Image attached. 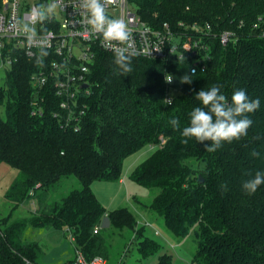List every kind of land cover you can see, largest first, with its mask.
<instances>
[{"label":"trees","instance_id":"obj_1","mask_svg":"<svg viewBox=\"0 0 264 264\" xmlns=\"http://www.w3.org/2000/svg\"><path fill=\"white\" fill-rule=\"evenodd\" d=\"M130 3L153 28L210 24L211 38L202 42L210 47L206 68L192 74L191 54L165 61L131 57V71L120 74L114 55L98 52L87 77L85 114L67 127L54 115L60 100L53 94L45 113L33 115L30 76L39 64L21 58L6 75L7 88L0 87V109L6 116L0 115V165L19 172L5 199L14 208L28 201L37 208L29 220L10 223L7 217L0 222V264H36L41 249L37 242L22 241L27 226L66 228L87 259L105 258L106 239L100 231L105 217L111 229L135 233L142 259L159 255L157 264H176L172 255L161 254L163 246L146 236L129 209L108 212L91 187L119 182L125 161L146 146L156 151L130 180L158 189L149 208L164 217L169 233L182 238L194 226L198 229L193 264H264V185L251 196L241 189L246 173L264 169V0ZM226 32L232 37L224 44L221 35ZM185 74L192 75L191 83L180 81ZM169 76L174 79L171 89ZM212 85H219L229 99L243 88L261 103L247 114L253 123L246 136L208 151L204 144L210 141L192 138L185 143L180 132L199 104L195 93ZM173 117L180 128L170 125ZM71 176L82 188L47 203L55 185Z\"/></svg>","mask_w":264,"mask_h":264},{"label":"built area","instance_id":"obj_2","mask_svg":"<svg viewBox=\"0 0 264 264\" xmlns=\"http://www.w3.org/2000/svg\"><path fill=\"white\" fill-rule=\"evenodd\" d=\"M104 4L108 16L122 18L128 25L132 34L128 48L131 57L165 61L183 60L191 54L192 74L206 68L210 47L202 42L204 37L211 38L210 24L180 23L176 29L164 24L153 28L140 18L130 0H104ZM40 13H45L43 19L39 18ZM25 25L29 31H25ZM231 37V33L226 32L221 35V41L226 44ZM101 51L114 55L101 35L90 30L82 0H39V4L32 7L24 0H0V72L7 74L23 57L39 64L30 76L34 116L45 113L44 105L53 94L60 100L54 115L61 125L68 127L79 121L85 114L84 100L90 92L87 77ZM167 84L171 89L174 79L167 80ZM84 85L89 86L85 88ZM172 101L171 90L167 102L171 104ZM153 228L155 234L161 236V232ZM61 264L109 263L99 256L87 259L76 249L74 259Z\"/></svg>","mask_w":264,"mask_h":264},{"label":"rangeland","instance_id":"obj_3","mask_svg":"<svg viewBox=\"0 0 264 264\" xmlns=\"http://www.w3.org/2000/svg\"><path fill=\"white\" fill-rule=\"evenodd\" d=\"M29 6L39 4V0H24ZM6 73L0 72V87L7 88ZM0 115L5 118L4 110L0 109ZM156 151L155 146H146L140 152L127 159L123 166V182L106 183L96 182L91 187L98 200L103 203L107 211H114L117 208H127L136 217L138 224L144 227L147 237L155 239L163 251L161 254H172L176 264H193L192 257L195 254L198 244L195 226L187 237H176L165 228L164 217L153 212L149 205L158 189L144 188L130 180L131 173L147 158ZM19 176V172L6 164L0 165V222L9 217L10 223L26 220L34 217L37 206L30 201L25 205L14 208V204L5 199V194L13 181ZM82 187L74 176L61 180L55 185L50 193L47 203H53L68 195L73 190H80ZM40 194V193H39ZM155 222V223H153ZM147 223L154 224L161 232V236L155 235L153 226H146ZM140 225V226H141ZM100 231L106 239V249L103 254L109 264H157L158 256L153 255L149 259H142L138 251V240L135 233L129 230H114L109 227L108 217L103 220ZM24 243L37 242L41 255L36 264H61L72 261L76 254L74 240L68 229H54L52 227L34 228L27 226L23 233ZM178 246L173 247L172 244Z\"/></svg>","mask_w":264,"mask_h":264},{"label":"clouds","instance_id":"obj_4","mask_svg":"<svg viewBox=\"0 0 264 264\" xmlns=\"http://www.w3.org/2000/svg\"><path fill=\"white\" fill-rule=\"evenodd\" d=\"M82 7L86 10L90 30L99 33L102 41L113 49L116 71L120 74L130 72L131 55L128 53V48L131 46L132 34L128 25L122 18H113L106 14L104 0H82ZM44 16L45 13L39 14L40 19ZM24 29L29 31L27 25ZM191 76L185 74L180 77V81L191 83ZM167 80L170 82L172 77L169 76ZM195 99L199 104L188 113L189 122L181 129L180 134L185 138V143L192 138L199 143L210 141V144H204L208 151H215L223 142H232L246 136L247 130L253 123L247 114L257 110L261 103L259 97L251 98L243 88L234 90L229 99L219 85H212L207 89L201 88L195 93ZM169 123L173 128H180V122L175 117L171 118ZM252 155L261 156L255 151ZM245 175L241 189L251 196L261 185H264V169Z\"/></svg>","mask_w":264,"mask_h":264},{"label":"crops","instance_id":"obj_5","mask_svg":"<svg viewBox=\"0 0 264 264\" xmlns=\"http://www.w3.org/2000/svg\"><path fill=\"white\" fill-rule=\"evenodd\" d=\"M119 182L122 183V182H123V179H121ZM153 223H155V222H153ZM140 225H141V224H139V227H143L142 225H141V226H140ZM153 225H154V224H153ZM155 235H156V234H155ZM171 244H172L173 247L178 246L177 244H175V245H174L173 243H171ZM170 255H172V254H170ZM172 256H173V255H172ZM173 258H174V257H173ZM192 258H193V257H192ZM192 261H193V260H192ZM175 262H176V260H175ZM194 264H195V263H194Z\"/></svg>","mask_w":264,"mask_h":264},{"label":"water","instance_id":"obj_6","mask_svg":"<svg viewBox=\"0 0 264 264\" xmlns=\"http://www.w3.org/2000/svg\"><path fill=\"white\" fill-rule=\"evenodd\" d=\"M89 85H84L85 88H87ZM201 182H202V179H201Z\"/></svg>","mask_w":264,"mask_h":264}]
</instances>
